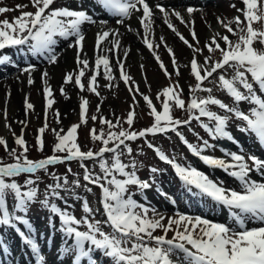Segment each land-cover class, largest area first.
I'll return each instance as SVG.
<instances>
[{"label":"rangeland","instance_id":"374dc122","mask_svg":"<svg viewBox=\"0 0 264 264\" xmlns=\"http://www.w3.org/2000/svg\"><path fill=\"white\" fill-rule=\"evenodd\" d=\"M8 1L0 0V44L4 43L3 47L12 45L17 50L27 52L30 51L33 40L23 42L24 37L7 38L3 34L16 31L24 18L34 19L37 10H44L40 17V20L44 19V24H55V16L62 14L59 26H48L53 32H64L72 22L64 19L67 18L65 14L79 9L69 0H55L50 5L44 0H24V5L16 7L11 4L13 6L10 8ZM64 1L69 3H60ZM179 4L174 3L176 6ZM226 4L229 6V2ZM228 9L226 18L215 20L206 30L207 36L211 35V30L215 34L224 32L214 45L207 46L208 50L200 47L199 51L202 50L203 53L195 52L194 44L202 40L201 33L197 32L193 39L187 37L188 56L185 58L184 78L171 64L168 70L161 68L158 59L153 58L155 55L150 58V61L154 60L153 80L148 71L143 69L139 59L126 61L128 57L125 55L115 65L113 79L97 77L96 73L83 74L79 69H74L72 79H66L70 82L69 93L76 91L78 94L79 106L62 123H56L59 115L58 99L54 101L42 92L41 109L36 108V97L30 98L24 94L20 117L5 119L10 110L7 104L9 89L3 86L0 97V112L3 111V118L0 119V219L7 213L10 220L17 221L13 215L14 208L35 209L38 214H44L42 222L51 219L45 217L48 213L55 212L61 218L66 215L64 220L57 221L64 223L74 236L84 235L91 247L101 249L115 262L127 264L128 260L119 256L129 252L133 256V261L129 264H139L141 261L152 264L145 256L151 248L138 246L131 236L140 235L160 241L156 239L158 234L166 233L175 240L178 238L179 222L182 226H187L188 218L176 205L181 200H178V196L175 197V193L172 195L174 200L171 201L172 198L168 197V201L170 199L174 206L170 210L174 225L170 223L168 226L166 221L156 222L147 217L136 203V194H142L138 182L143 184L144 181H152L158 175H166L169 170L178 177L185 174L192 182L206 188L202 181L208 169L199 165L196 159L214 161L207 152L209 147H216L217 152L222 153L221 159H226L230 164L229 171L237 173L239 167L236 165L258 161L263 173V177L259 179L264 185V158L257 153L254 145L234 135L238 131L251 138L254 132L242 124L239 117L263 121L261 117L264 118V107L254 108L243 98L250 95L258 106L264 105V79L260 77L262 67L257 65L264 60V53H248L255 55L254 65L233 61L220 67L215 66L214 58H218L217 53L221 52L213 48L216 46L222 52H227L232 44L239 42L233 33L235 30L246 32L249 47L263 52L264 38L261 33L264 32V24L262 21L249 23L250 18L245 11L243 15L242 12L238 13L242 20L240 26H236L233 21L236 20L237 13L234 9ZM259 13L261 19L264 18V0H260ZM228 17L233 18V21H227ZM94 19L97 23L102 20L99 16ZM32 28L33 23H28L24 33L34 36L42 33L41 28ZM157 40L159 47L160 41L166 43V50L162 51L164 55L169 50L174 51L168 47L165 35L159 34ZM202 69L205 74H202ZM5 75H0V80ZM23 76L27 83L33 84L31 73L26 72ZM222 82L236 91L237 99L227 94ZM254 82H258L260 87L255 88ZM191 101L204 110L205 119L194 116L196 113L190 109ZM208 111L219 114V123L209 118ZM154 120L159 126H152ZM231 124L235 127L230 128ZM216 125L221 126L223 133H219V139L214 138L210 131ZM208 136L211 137L210 140ZM102 145L106 146L101 147ZM188 145L195 151H189ZM157 155L166 162L160 161ZM21 164L31 166L22 170ZM168 179L176 191L183 187L171 175H168ZM240 180L246 181L243 178ZM253 187L247 186L246 190L251 191ZM220 188L225 192L230 191L222 184ZM163 193L164 200L167 197L165 193L171 195L168 191ZM206 198L211 199L209 196ZM229 211H232L231 207L220 211L214 221L217 225L204 235L203 232L198 235L192 224L187 226L185 234H196L199 240L194 242L195 245L192 244L195 256L186 255V260L182 261L177 258L179 264H192L196 262L193 261L195 258L201 263L198 256L203 255L204 248L212 253L208 260L216 262L218 256H221V264L238 263L240 259L231 257L236 251H249L250 246L244 245L243 239L220 220ZM17 215L25 217L22 212ZM258 215H261L260 212L253 209L240 218L236 216V221L243 225L244 232L262 229L264 222L253 224ZM220 226H224L222 231L226 230L222 232L223 238L219 237L218 240V234L213 235L212 231L220 232ZM18 232L20 235L18 234L17 240H28L27 236ZM178 234L182 232L179 231ZM200 235H203L202 240ZM250 239L255 241L252 236ZM54 246L60 248V244ZM12 253L13 251L10 255ZM37 253L34 260H20L18 264H34V261L45 263L46 253L43 250H38ZM84 256L87 257L88 264H103L97 258L82 252L81 248L68 252V258L74 260V264L79 263Z\"/></svg>","mask_w":264,"mask_h":264},{"label":"bare ground","instance_id":"6f19581e","mask_svg":"<svg viewBox=\"0 0 264 264\" xmlns=\"http://www.w3.org/2000/svg\"><path fill=\"white\" fill-rule=\"evenodd\" d=\"M47 3L55 0H44ZM71 4H75L79 9L75 13H70L67 18L73 19L71 30L67 33L60 34L53 32L50 27L43 22L34 23V19L24 18L18 29L12 33L3 34L7 38L24 37L25 40H33L31 34H26L25 29L28 23L40 25L43 32H48L45 37L38 36L39 42H34L30 46V51L17 50L14 46L3 48V54H0V75L6 74L5 78L0 80V97L3 86L9 89L8 117H20L23 111V96L29 95L30 98L36 97V108L42 107L41 92L49 95L51 99L57 98V107L59 115L56 117V123L66 121L75 110H78L79 99L76 91L69 93V84L66 78L72 79L74 69L80 70L83 74L96 73L97 77L114 78L115 65L120 60L121 56L128 57L126 61L132 58L139 59L142 62L143 69L148 71L151 80L154 75V60L150 58L155 55L159 61V66L164 70H168V66L173 65L179 70L182 78H184L185 58L188 56V48L186 42L188 38H195V34L201 33L202 40L194 44L195 52L200 54V47H205L208 50L215 44L217 38H222L224 32L215 34L210 31L211 35L206 34L208 27L221 17H227L229 8L234 9L237 13L236 20L228 17L227 21L235 22L236 26H240L242 16L245 11L249 16V23L262 21L259 13L260 0H69ZM229 2V6H227ZM9 8L11 6L24 5V0H9ZM61 4L69 3L68 1L60 2ZM174 3H180L179 6ZM13 4V5H11ZM116 4L118 7H114ZM226 4V5H225ZM242 12L241 15L238 14ZM59 15L55 22L59 21ZM113 18L110 22L100 20L98 23L94 17ZM66 19V18H64ZM63 19V20H64ZM226 23V22H225ZM55 26V25H54ZM243 30V29H241ZM228 31V30H227ZM238 37L239 42L232 44L227 52H222L214 46L213 48L220 51L217 57L214 58L215 66H226L233 61L245 59L247 53L258 51V54H263L260 50L250 48L247 41L246 32L233 31ZM159 34L166 36L167 45L174 51H167L165 55L162 51L166 50V43L161 42V47L158 46L157 37ZM264 38V32L261 33ZM189 36V37H188ZM188 37V38H187ZM167 47V48H168ZM199 51V52H197ZM174 52V53H172ZM7 56L6 57H4ZM152 55V56H151ZM221 58V59H220ZM169 64V65H168ZM189 64V63H188ZM262 67L261 79H264V60L257 64ZM209 70V69H208ZM26 72L31 73L32 82L27 83L23 76ZM65 72V73H64ZM68 72V73H66ZM202 74L205 70L202 69ZM205 72V73H204ZM45 74V76H43ZM42 75V78H41ZM130 83V81H129ZM255 88L260 87L258 82H254ZM42 87V88H41ZM6 89V90H7ZM55 96H52V94ZM243 99H247L246 95ZM30 101V100H29ZM198 111L202 108L197 106ZM211 118L216 120L219 117L218 113L210 111ZM3 118V111L0 112V119ZM242 124L253 129L252 137L247 138L243 133L236 132L238 138L245 139L254 145L257 153L264 156V120H246L239 118ZM233 124L230 128H234ZM214 138L219 139V126L210 128ZM210 140L211 137L208 136ZM208 154L214 161H202L196 159L199 165L208 169L205 173L202 183L206 186V190L213 196L211 199L204 195L191 190L189 184L181 180L171 171H167L168 175L177 179L183 187H179L178 191L172 188L168 175H158L152 181L138 182L141 195H137L136 203L141 206V211L147 217L161 222L162 220L170 226L173 223V214L171 201L174 200L173 193L179 195L178 201L179 210L188 218L187 226L192 224L195 232L203 235L213 229L211 225L205 223V219L215 220L220 211H224L227 207H232V211L223 218V223L232 229H243L236 222L235 216L245 215L247 207L244 205L254 204L260 206V211L263 216H258L253 223L264 222V193L261 191L263 186L258 185L262 170L260 166L253 164L236 165L239 167L237 173L229 171L230 164L226 159H221L222 153L217 152L216 147H209ZM155 153H153V156ZM195 166V165H194ZM240 178H244L245 182H240ZM224 185L230 191L225 192L220 185ZM144 185V187H143ZM253 191L257 193L250 197V200H245L243 195L238 194V191H244L247 186H252ZM143 187V189H142ZM175 187V186H174ZM232 190V191H231ZM168 191L171 195L164 193ZM177 192V193H176ZM180 193H184L180 195ZM170 196V197H169ZM168 197L172 198L171 201ZM124 204H126L124 202ZM174 208V206H173ZM48 212V210H47ZM27 216V221H22L16 224L19 228L29 236V243H24L22 240H16L17 236L11 225L5 222L3 230L0 232V264H4L5 258L13 249H20L19 259L30 260L37 255L38 250H45L48 253V259L44 264H73V260L68 258L70 250L81 248L82 252L88 253L90 257L97 258L103 264H119L112 257L104 253L101 249L91 247L88 239L84 235L74 236L70 233V229L62 222H58V216L53 212L48 213L45 217H50V220L44 219V214H38L35 209H27L24 212ZM36 214L38 216H36ZM139 217V216H138ZM137 217V218H138ZM1 226V225H0ZM187 226H182L179 222V230L177 239H173L172 235L162 233L158 234L156 239L151 240L147 237L136 235L134 238L138 246L151 248L145 256L150 259L152 264H179L177 258L182 261L186 260L187 249H193L192 244L199 239L197 235H186ZM197 228V230H196ZM179 231L182 234H178ZM200 231V232H199ZM140 232V230H139ZM212 234H218L217 238H223L222 233H217L216 230ZM201 236V240L203 238ZM243 239L244 245L250 246V250L245 253L236 251L231 259H240L237 264H261L264 262V232L262 229L252 230L244 235H238ZM254 237L255 241L250 239ZM216 238V239H217ZM245 239V240H244ZM56 244H60L57 248ZM196 244V243H195ZM28 248V246H30ZM205 245V244H204ZM206 246V245H205ZM202 253L204 257H209L212 253L204 248ZM125 257L129 262L133 261L131 253L122 254L119 258ZM218 256L216 262L211 264H221ZM87 257L84 256L79 260L78 264H88ZM190 260V259H189ZM63 262V263H62ZM227 264H230L228 262Z\"/></svg>","mask_w":264,"mask_h":264}]
</instances>
